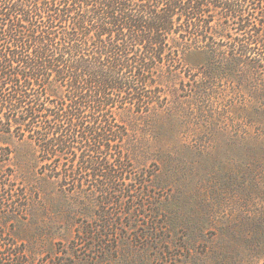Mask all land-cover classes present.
<instances>
[{
	"label": "trees",
	"instance_id": "obj_1",
	"mask_svg": "<svg viewBox=\"0 0 264 264\" xmlns=\"http://www.w3.org/2000/svg\"><path fill=\"white\" fill-rule=\"evenodd\" d=\"M190 51L206 83L189 96L222 81L264 88V0H0V138L34 143L41 174L66 192L122 208L137 181L125 113L162 108ZM17 256L0 264H30Z\"/></svg>",
	"mask_w": 264,
	"mask_h": 264
},
{
	"label": "rangeland",
	"instance_id": "obj_2",
	"mask_svg": "<svg viewBox=\"0 0 264 264\" xmlns=\"http://www.w3.org/2000/svg\"><path fill=\"white\" fill-rule=\"evenodd\" d=\"M185 54L162 108L125 113L137 181L125 182L135 191L122 208L66 192L41 174L34 143L0 138L10 154L0 155V263L264 264L263 85L222 81L189 96L206 83L204 56ZM80 202L117 223L103 228Z\"/></svg>",
	"mask_w": 264,
	"mask_h": 264
}]
</instances>
